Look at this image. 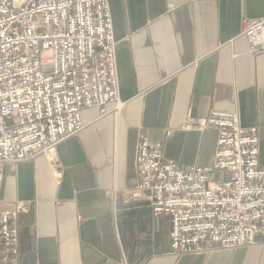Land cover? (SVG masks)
<instances>
[{
	"label": "crops",
	"instance_id": "obj_1",
	"mask_svg": "<svg viewBox=\"0 0 264 264\" xmlns=\"http://www.w3.org/2000/svg\"><path fill=\"white\" fill-rule=\"evenodd\" d=\"M109 4L124 107L84 109V129L55 149L58 173L49 156L3 167L0 211L31 203L18 219L19 264H264V243L175 255L171 220L152 215L136 163L146 136L180 166H212L217 132L188 120L223 113L258 128L264 165V55L242 35L245 20L264 17V0Z\"/></svg>",
	"mask_w": 264,
	"mask_h": 264
},
{
	"label": "built area",
	"instance_id": "obj_2",
	"mask_svg": "<svg viewBox=\"0 0 264 264\" xmlns=\"http://www.w3.org/2000/svg\"><path fill=\"white\" fill-rule=\"evenodd\" d=\"M242 35L250 54L264 55V17L245 20ZM116 46L109 0H0V174L38 156H49L58 173L55 149L84 129V109L122 111ZM188 127L217 132L212 166H180L146 136L136 157L138 189L152 215L171 220L173 253L264 243L258 128L223 113L190 118ZM30 207L0 211V264H19L18 219Z\"/></svg>",
	"mask_w": 264,
	"mask_h": 264
}]
</instances>
